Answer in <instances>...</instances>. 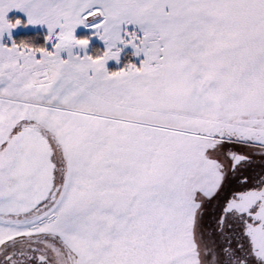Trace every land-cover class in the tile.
I'll use <instances>...</instances> for the list:
<instances>
[{
	"label": "snow or ice",
	"instance_id": "snow-or-ice-1",
	"mask_svg": "<svg viewBox=\"0 0 264 264\" xmlns=\"http://www.w3.org/2000/svg\"><path fill=\"white\" fill-rule=\"evenodd\" d=\"M0 264H264V0H0Z\"/></svg>",
	"mask_w": 264,
	"mask_h": 264
}]
</instances>
